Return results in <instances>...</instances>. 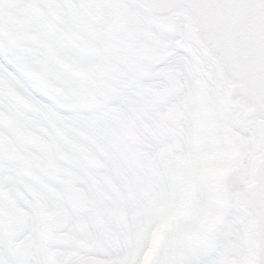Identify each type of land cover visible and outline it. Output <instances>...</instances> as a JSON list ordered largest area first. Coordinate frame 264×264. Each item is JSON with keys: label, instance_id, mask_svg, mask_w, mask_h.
Masks as SVG:
<instances>
[{"label": "snow or ice", "instance_id": "1", "mask_svg": "<svg viewBox=\"0 0 264 264\" xmlns=\"http://www.w3.org/2000/svg\"><path fill=\"white\" fill-rule=\"evenodd\" d=\"M0 264H264V0H0Z\"/></svg>", "mask_w": 264, "mask_h": 264}]
</instances>
